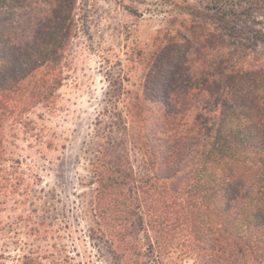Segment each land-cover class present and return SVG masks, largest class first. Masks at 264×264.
I'll use <instances>...</instances> for the list:
<instances>
[{
    "label": "trees",
    "instance_id": "16d2710c",
    "mask_svg": "<svg viewBox=\"0 0 264 264\" xmlns=\"http://www.w3.org/2000/svg\"><path fill=\"white\" fill-rule=\"evenodd\" d=\"M78 1L0 0V195L19 188L4 164V126L26 127V112L53 101L80 25ZM137 1L165 20L197 14L216 28L152 66L135 106L147 160L135 169L122 140L102 145L85 247L102 264H264V49L248 51L264 47V0ZM62 251H29L10 264H76ZM6 256L0 250V264Z\"/></svg>",
    "mask_w": 264,
    "mask_h": 264
},
{
    "label": "rangeland",
    "instance_id": "374dc122",
    "mask_svg": "<svg viewBox=\"0 0 264 264\" xmlns=\"http://www.w3.org/2000/svg\"><path fill=\"white\" fill-rule=\"evenodd\" d=\"M126 5L137 8L138 15ZM77 6L80 25L53 101L26 112V127L13 119L4 126V164L19 183L16 193L0 195V250L8 264L29 251L50 255L58 249L76 264H102L92 258L83 235L93 222V164L102 145L109 137L122 140L135 169L147 160L141 109L135 106L143 102L152 66L163 58L162 68L178 49L183 52L188 44L184 39L193 45L192 36L216 28L210 17L197 14L180 12L165 20V12H152L149 3L137 0H79ZM162 7L167 11L169 5ZM175 43L171 54L162 53L164 46ZM228 47L232 54L229 41ZM263 49L260 45L248 51L257 56ZM150 92L157 96L158 90ZM37 227L51 234L34 236Z\"/></svg>",
    "mask_w": 264,
    "mask_h": 264
}]
</instances>
